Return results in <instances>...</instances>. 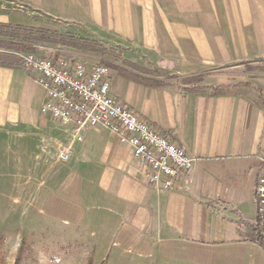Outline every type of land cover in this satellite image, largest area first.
Here are the masks:
<instances>
[{
  "label": "crops",
  "instance_id": "1",
  "mask_svg": "<svg viewBox=\"0 0 264 264\" xmlns=\"http://www.w3.org/2000/svg\"><path fill=\"white\" fill-rule=\"evenodd\" d=\"M0 24L53 31L105 52L55 45L40 55L87 67L108 62L166 84L145 86L108 68L111 96L194 159L175 191L150 187L128 145L102 128L74 131L40 116L41 87L20 67H0V154L19 140H57L49 151L56 167L41 176L59 216L75 212L68 221L80 224L88 214V228L156 264H264V250L240 225L255 221L264 175V75L236 76L264 63V0H0ZM201 75L202 87L223 94L178 83ZM42 204L49 216V200Z\"/></svg>",
  "mask_w": 264,
  "mask_h": 264
},
{
  "label": "rangeland",
  "instance_id": "2",
  "mask_svg": "<svg viewBox=\"0 0 264 264\" xmlns=\"http://www.w3.org/2000/svg\"><path fill=\"white\" fill-rule=\"evenodd\" d=\"M39 44L42 47H55L54 44ZM64 47L73 49L70 46ZM242 70L244 73L237 77L254 80L264 75V63L243 67ZM201 84L198 87H202ZM56 142L40 135L17 141L14 151L13 146H2L0 264H15L20 250L25 247L35 252L37 264H156L152 260H143L127 249H118L114 238L88 228V214L80 215L83 218L80 224L68 221L72 216L78 218V215L74 217L75 212L71 211L69 215L68 211V215L62 213L59 216L55 203L45 198L46 191L50 192L51 189L45 188L41 176L42 171L56 167L49 153ZM42 199L49 200V216L44 213ZM60 201L73 202L71 198L63 196Z\"/></svg>",
  "mask_w": 264,
  "mask_h": 264
},
{
  "label": "built area",
  "instance_id": "3",
  "mask_svg": "<svg viewBox=\"0 0 264 264\" xmlns=\"http://www.w3.org/2000/svg\"><path fill=\"white\" fill-rule=\"evenodd\" d=\"M40 45L32 44L34 51L20 55V68L30 74L43 92L40 116L74 131L105 129L130 147L146 185L160 191H175L194 163L185 149L111 96L109 70L104 64L87 67L66 56L40 55ZM58 158L68 161L69 149L62 150ZM255 198L259 212L264 213V175L257 180Z\"/></svg>",
  "mask_w": 264,
  "mask_h": 264
},
{
  "label": "trees",
  "instance_id": "4",
  "mask_svg": "<svg viewBox=\"0 0 264 264\" xmlns=\"http://www.w3.org/2000/svg\"><path fill=\"white\" fill-rule=\"evenodd\" d=\"M69 38V39H66ZM47 43L54 45H63L76 48L78 50H88L92 52H98L105 54L104 51L98 50L94 47H89L80 44L72 39V37H66L59 35L56 32L43 30V29H29L20 27H11L0 24V67L2 68H18L21 64L20 55L29 51H32V44ZM107 68L114 70L117 75L124 79L134 80L137 83H141L149 87H164L166 84L163 82L146 81L142 80L128 71L117 67L111 63L103 62ZM124 65L130 67L133 70L143 72L147 75H153V72L141 69L135 65L124 62ZM203 81V76H195L179 80L178 83L182 87H186L194 92H205L207 89L212 90L213 96L223 94L222 87H198ZM241 85V84H239ZM245 86H251L250 83H245ZM259 90V89H257ZM240 225L245 227V240L251 242L264 250V213L259 212L257 207V213L254 223H246L240 221ZM15 264H37L35 252L25 247L20 250L19 257L16 259Z\"/></svg>",
  "mask_w": 264,
  "mask_h": 264
}]
</instances>
